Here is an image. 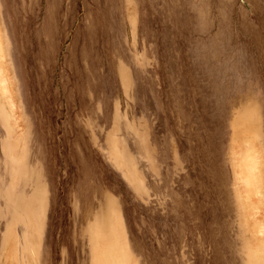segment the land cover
I'll list each match as a JSON object with an SVG mask.
<instances>
[{
	"label": "rangeland",
	"instance_id": "1",
	"mask_svg": "<svg viewBox=\"0 0 264 264\" xmlns=\"http://www.w3.org/2000/svg\"><path fill=\"white\" fill-rule=\"evenodd\" d=\"M0 264H264V0H0Z\"/></svg>",
	"mask_w": 264,
	"mask_h": 264
}]
</instances>
